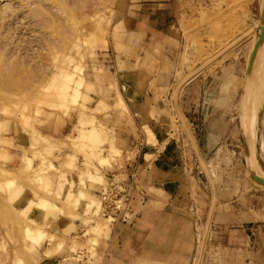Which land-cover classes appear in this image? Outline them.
Here are the masks:
<instances>
[{
  "label": "rangeland",
  "instance_id": "1",
  "mask_svg": "<svg viewBox=\"0 0 264 264\" xmlns=\"http://www.w3.org/2000/svg\"><path fill=\"white\" fill-rule=\"evenodd\" d=\"M263 11L264 0H0V146H12L1 136L20 127L30 147L23 148L19 178L56 203L43 207L44 218L27 233L26 211L2 210L17 246H0V264H17L23 249L36 262L47 239L54 249L68 248L75 264H107L109 251L117 264H132L137 232L110 248L111 222L100 203L91 196L79 203L73 193L85 190V181L87 191L99 190L106 181L100 167L125 178V162L134 159L143 160V179L150 165L151 210L182 217L169 219L167 232L180 238L189 230L188 264H264V185L246 168L254 149L264 177V98L252 150L243 134L247 69ZM52 126L65 136L42 134ZM127 136L135 151L122 148ZM44 173L62 182L47 184ZM76 174L81 186L68 184ZM15 186L1 182L0 190ZM84 206L81 236L70 235L75 228L61 234L57 215ZM39 228L47 236L37 242L30 235ZM22 235L32 241L23 248L15 243ZM150 252L151 261L174 264L163 248Z\"/></svg>",
  "mask_w": 264,
  "mask_h": 264
},
{
  "label": "crops",
  "instance_id": "2",
  "mask_svg": "<svg viewBox=\"0 0 264 264\" xmlns=\"http://www.w3.org/2000/svg\"><path fill=\"white\" fill-rule=\"evenodd\" d=\"M53 127L54 126L41 129L42 134L53 137L65 136L64 128L60 127L58 129H55ZM1 137H3L4 139H13V145L0 146V157H2L0 158V168L1 170L5 169L9 171H15L14 173L19 177V168L21 167L23 162V148H29L30 143L27 140H23L22 130L20 129V127H13V130H11L8 134H3V136ZM124 140L125 144L122 146V148L126 152H132L138 148V144H134L133 141L128 139V136L125 137ZM67 151L69 152H67L69 155H72L70 148H68ZM27 157L32 159L31 153L28 154ZM79 159L82 160V157L79 156ZM36 164L37 163H34L33 165L35 169H37L35 167ZM142 165L143 160H141V162L135 159L130 161L127 160L125 162V169H123L122 171V173H124L125 175V178L120 177V170L100 167V169H102L104 172V178L106 180L104 184H100V189L94 191L95 193L87 191L86 189H89L90 183L88 181H85L86 189H82L78 193H73V195H76L78 197L79 203H81V200L84 199V197L89 198L88 200L90 201V196L95 198L96 201L100 203L102 193L108 185L113 183L124 184L129 189L128 203L122 213L121 219L117 222L109 223L108 227L110 230L109 232L106 230L105 234L106 237H109V241L107 242L108 246H110L111 248L112 245H117V242L120 241L121 238L128 239L130 233L137 232L138 238L133 247L135 254L132 256V264H163V262L151 261V248H153V250H161L163 248L162 253H164L166 256H168L169 254L171 256V259H173L174 264H188L192 255V239L191 235L189 234V230H187V236L182 235V237L176 238V230H170L171 232L168 233L167 229L165 228L168 225L167 223L169 219H172V222H176L182 221V217L177 215L171 216L170 214L172 213H158L155 210H151L152 207L149 203L151 196L147 188L149 186L148 179L150 178V165L146 166L147 172L145 173L144 179L142 175V168H140L142 167ZM32 171L33 170H31L30 173L31 177H33ZM42 176L44 182L47 184L56 185L57 183L62 182L61 179L55 177L53 178V175L51 176V174L48 173H44V175ZM3 177L4 174L2 171H0V178ZM72 180L75 181L79 186L80 179L77 174L73 177L69 175L68 184H70ZM16 181V186L13 191L9 192L7 190H0V246H2L3 244L5 245V243H8L10 246V244L13 243L7 236V230H11L10 228L12 224H6V221H4V214L2 213V210L4 212L7 208H9L17 213L26 211L27 219L35 220L37 223L40 222L45 216L44 208L39 206L40 199L45 197L44 193L37 190L36 186H32V184L28 185L27 183L23 182L22 180H20V178H17ZM81 191H83L86 196H81ZM66 196H68V193H65V197ZM95 196H97V198ZM9 198L13 200L12 205L7 202ZM50 201L53 204H56L51 199ZM89 203H85L86 206L89 205ZM56 207L61 208V206L59 205H56ZM82 209L83 208H79L77 210L72 209L71 211H68L66 215L62 213L57 215V220L54 222V225L60 229L61 234L65 229L75 228V230L71 231L70 235L73 236L72 234L79 233L81 236V232L85 231V224L83 219L86 216L85 212L87 207L85 208L84 206L85 211ZM189 214L191 215L192 219H190L193 222V220L195 219V215L198 214V211L196 208H194V205L189 206ZM156 218L159 219L160 222H155ZM26 227L27 225L24 227L25 232ZM246 229L250 230L251 227L249 226ZM40 231L37 230L34 233L38 235L31 234L33 235H30L31 239L40 242L41 240L46 238V231L42 228L40 229ZM70 235L66 236L69 237ZM248 236L250 237L249 234ZM31 242V240L25 239L23 235L15 240V243H18L20 246H22V248L26 245H30ZM138 243L140 244L138 245ZM14 246L17 245L13 243L12 247L14 248ZM136 246H138L139 248L136 249ZM53 247L54 245H51V243L47 239L43 243V248L40 251L36 252V262H30V255L28 254V252H26L24 249L20 250L21 252L19 251L18 253H21V255L19 254L18 256L17 264H19V260H23L24 264H75L68 259L70 256V250L68 248L67 250H65V252H62L61 250L57 248L54 249ZM79 253L80 251L78 252V254ZM1 254L2 253L0 251V260L4 258V256ZM11 254V259L13 260L15 257L13 250ZM107 254H109V261L107 262V264H117V255L112 253L111 251H109V253ZM152 254L157 258V253ZM97 259L101 260L102 257L98 256Z\"/></svg>",
  "mask_w": 264,
  "mask_h": 264
},
{
  "label": "bare ground",
  "instance_id": "3",
  "mask_svg": "<svg viewBox=\"0 0 264 264\" xmlns=\"http://www.w3.org/2000/svg\"><path fill=\"white\" fill-rule=\"evenodd\" d=\"M263 2V0H262ZM260 23V22H259ZM258 25V24H257ZM255 31V30H254ZM258 31L262 33V36H261V42L259 43V48H257L256 50V53L253 55L252 57V60H251V63H250V60H249V68L247 69L248 70V73H247V77L249 75V85H248V93H247V103L246 104V107H245V129L243 127V134H244V130L246 131V135H244V140H245V136H247V149L248 150H252L253 147L251 148L252 146V142L253 141V138H251V131H253V127H254V124L256 123L255 119H256V110H257V107L259 106V103L260 101H262V99L264 98V23H260L258 25ZM258 33V32H257ZM255 34V32H254ZM258 36V34H256ZM258 37H256L257 39ZM253 47V46H252ZM251 49V48H250ZM252 51V49H251ZM251 59V58H250ZM120 102V101H119ZM122 102V101H121ZM120 102V103H121ZM247 114V115H246ZM87 131L86 130H83L82 133L85 134ZM255 135V134H254ZM252 139V141H250ZM251 142V143H250ZM251 145V146H250ZM250 148V149H249ZM254 150V149H253ZM252 150V152H249L248 155H249V162L250 164L248 165V163L246 164V168H250L249 169V174L257 181L259 182H264V177L261 176V170L259 171V167H256V164L257 161L255 159H253L254 157L251 155V153H253L254 151ZM254 154V153H253ZM252 156V157H251ZM28 159L27 158V162H28ZM30 160V159H29ZM255 160V161H254ZM31 162V160L29 161V163ZM28 164V163H27ZM26 166V165H25ZM28 167H30L31 165H27ZM259 166V165H257ZM27 167V169H28ZM92 177H94V175H91ZM20 177V176H19ZM17 175H15L12 171H9V170H6L5 172V175L3 178H0V185H1V182H5V184L7 183V186L10 187V186H15L16 185V180L17 178H19ZM42 178V177H41ZM3 185V184H2ZM255 185V184H254ZM259 187V186H258ZM70 195V194H69ZM68 195V197H69ZM71 197V195H70ZM69 199V198H68ZM71 199V198H70ZM41 202L43 205L41 206L42 208L43 207H48L49 204H52L50 203L49 201H46L44 199H40ZM49 200V199H47ZM76 201V200H75ZM51 207V206H50ZM45 209V208H44ZM29 222L30 224L27 225V229L28 231L31 230L33 227L32 225L33 224V220L32 219H29ZM98 223V222H97ZM96 224V223H95ZM97 225V224H96ZM93 228V227H92ZM91 228V229H92ZM95 228V226H94ZM26 229V230H27ZM40 229V228H39ZM106 230L109 232V227H106ZM27 231V232H28ZM91 231V230H90ZM73 237V236H72ZM89 237V240L88 242H90V236ZM62 241H66V239L64 238H60ZM75 239V238H74ZM86 239V238H85ZM57 240V239H56ZM78 240V239H77ZM81 240V239H80ZM64 241V242H65ZM92 244V239H91V243ZM73 245H75V243H73ZM72 247V246H71ZM75 247V246H74ZM70 257V256H69ZM145 261V260H144ZM141 262V261H140Z\"/></svg>",
  "mask_w": 264,
  "mask_h": 264
},
{
  "label": "built area",
  "instance_id": "4",
  "mask_svg": "<svg viewBox=\"0 0 264 264\" xmlns=\"http://www.w3.org/2000/svg\"><path fill=\"white\" fill-rule=\"evenodd\" d=\"M128 192V187L121 183L110 184L104 189L100 209L101 214L110 222H117L121 219L128 203Z\"/></svg>",
  "mask_w": 264,
  "mask_h": 264
},
{
  "label": "water",
  "instance_id": "5",
  "mask_svg": "<svg viewBox=\"0 0 264 264\" xmlns=\"http://www.w3.org/2000/svg\"><path fill=\"white\" fill-rule=\"evenodd\" d=\"M261 23H264V11L262 12V15H261ZM258 38H259V41H258V44L256 45V47L254 48V53H253V55L256 53V50H257V48H259V43L261 42V36H262V33L261 32H259L258 33ZM257 182V181H256ZM259 184H261V185H264V182H259Z\"/></svg>",
  "mask_w": 264,
  "mask_h": 264
}]
</instances>
